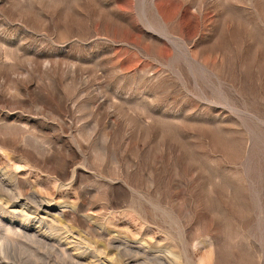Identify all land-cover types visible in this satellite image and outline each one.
<instances>
[{
    "label": "rangeland",
    "instance_id": "obj_1",
    "mask_svg": "<svg viewBox=\"0 0 264 264\" xmlns=\"http://www.w3.org/2000/svg\"><path fill=\"white\" fill-rule=\"evenodd\" d=\"M0 264H264V0H0Z\"/></svg>",
    "mask_w": 264,
    "mask_h": 264
}]
</instances>
